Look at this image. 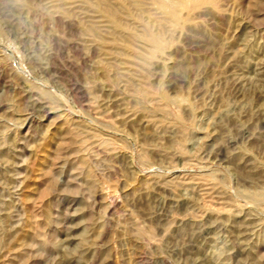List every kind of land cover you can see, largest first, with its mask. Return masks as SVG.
Listing matches in <instances>:
<instances>
[{
	"label": "rangeland",
	"instance_id": "obj_1",
	"mask_svg": "<svg viewBox=\"0 0 264 264\" xmlns=\"http://www.w3.org/2000/svg\"><path fill=\"white\" fill-rule=\"evenodd\" d=\"M139 1L147 76L80 1L0 0V264H264V0Z\"/></svg>",
	"mask_w": 264,
	"mask_h": 264
},
{
	"label": "bare ground",
	"instance_id": "obj_2",
	"mask_svg": "<svg viewBox=\"0 0 264 264\" xmlns=\"http://www.w3.org/2000/svg\"><path fill=\"white\" fill-rule=\"evenodd\" d=\"M78 1H80V3H82L84 7L89 10L88 12L92 13L96 17H99L105 22L109 31L108 40L112 43L111 45H116V42L119 39H123L132 46H140L146 49L145 51H142V58L135 57L136 61H133V66L139 68L143 71V74L147 76L149 74L152 59L158 53H162L164 49L161 34L152 28L153 25L156 24L160 26L163 19H151L149 11L145 9L144 4L139 0H106L107 2L95 0L89 6L85 3L86 0ZM145 1L153 4L162 18L165 17V19L170 20L174 25H179L181 23V14L183 11H192L201 4L207 2V0ZM83 27L88 33L94 32L95 35L94 26L83 24ZM94 37L100 39L101 41L104 39L103 37ZM128 85L133 90L134 94L138 96L142 106H144L149 99V93L146 90L147 87H143L142 85L135 83L133 80L129 81ZM158 95L164 103L171 102L162 90L158 91ZM46 96L51 98L49 95ZM245 197L251 201L264 199L263 194H246ZM194 218L195 217H193V219Z\"/></svg>",
	"mask_w": 264,
	"mask_h": 264
}]
</instances>
